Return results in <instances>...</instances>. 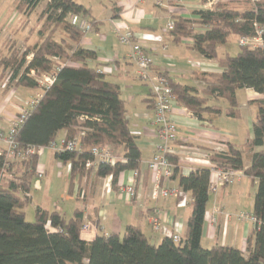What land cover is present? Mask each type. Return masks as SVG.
Masks as SVG:
<instances>
[{"label": "trees", "instance_id": "16d2710c", "mask_svg": "<svg viewBox=\"0 0 264 264\" xmlns=\"http://www.w3.org/2000/svg\"><path fill=\"white\" fill-rule=\"evenodd\" d=\"M42 1L45 7L40 16L45 19L39 39L22 52L12 45L0 57V65L10 70L9 79L14 86L41 89L13 139L18 148L47 147L58 141V132L63 130L64 140L76 139L79 143L78 149L54 152L56 161L70 165L69 186L75 176L110 175L111 188L115 189L119 175L126 170L138 171L141 162L119 85L87 63L95 56L93 51L74 46L83 31L70 23L68 15L91 21L89 10L75 0H18L17 7L29 14ZM244 2L249 5L240 9L230 3H216L212 9L196 10L193 13L197 18L193 20L175 16L169 32L175 40L190 38V47L211 59L217 58L218 45L224 44L230 35L255 37L259 28L263 45H239L237 53L218 58L219 73H200L207 81L201 90L168 79L176 101L199 120L221 113V107L210 103V98L223 99L227 103L225 114L236 118V90L251 88L262 94L256 101L252 138L241 147L227 143L225 150L209 151L208 155L214 167L242 170L257 182L251 209L255 226L252 238H247L246 253L231 245H201L209 200V167L197 166L181 174L177 157L167 154L175 165L170 179H177L179 188L191 195V211L180 242L161 236L153 243L134 224L126 225L122 234L101 233L86 240L81 236L82 210L76 209L65 218L57 210L36 207L34 220H25L23 209L29 201L26 193L35 175L38 155L21 161L7 160L5 149H0V180L7 175L0 183V264H264V0ZM193 24L204 26L205 30L195 32ZM30 70L37 75L54 73L53 83L41 88ZM117 144H122L121 159H116L110 148ZM93 147H108L114 162L97 160L91 151ZM88 162L92 164L87 166Z\"/></svg>", "mask_w": 264, "mask_h": 264}, {"label": "crops", "instance_id": "0c3cea01", "mask_svg": "<svg viewBox=\"0 0 264 264\" xmlns=\"http://www.w3.org/2000/svg\"><path fill=\"white\" fill-rule=\"evenodd\" d=\"M75 1L89 10L91 21L88 22L92 26L88 31H83L79 43L74 46L93 51L95 56L87 60V63L96 67L106 79L119 85L122 99L125 102L128 125L136 136V143L141 151L140 169L134 178L135 194L129 198L125 193L120 192L118 187L128 182L132 176L131 170L122 172L116 188L106 192L105 179L95 178L93 174L75 176L70 187L69 168L65 165L68 190L64 196H61L65 200L64 203L58 206L57 202H53L50 208L42 205H37V207L49 211L57 210L65 218L71 217L76 209L82 210L83 225H87L88 228L87 230L82 229L81 232L85 231L89 234L86 240H91L96 234L101 233L120 234L129 224L138 225L147 236L149 232L154 233L149 221L151 215L158 216L164 224L182 235L191 211V195L179 188L177 179L163 178L161 185L165 188H178L177 195L156 199L150 196L153 172L147 168L146 164L156 152L159 141L151 124L153 111L149 89L139 80L137 67L128 58L130 47L121 44L117 34L126 31L133 33L135 41L142 45L151 57V69L154 72L166 74L172 82L201 90L207 81L201 77L200 73H219L221 67L218 58L239 51L238 37L230 35L224 44L218 45L217 58L211 59L192 49L190 38L175 40L167 30V23L175 16L196 19L194 11L212 9L216 3H230L237 9L247 7L249 3L244 2L245 0H163V4L158 6L154 4V0ZM10 2H13L11 8L17 10L18 0ZM5 8L0 4V14L5 11ZM193 30L202 32L205 27L193 24ZM3 33L0 26V57L8 52V48L7 50L4 48L6 38L2 40ZM9 38L15 40V36H9ZM23 40L28 42L27 45L36 41V39L33 41L28 38ZM9 77L10 70H4L0 65V123L4 130L9 127L19 111L26 107L22 104V98H28L27 102L30 99L28 88L14 86ZM37 95L38 93L34 97ZM236 97L239 109L236 118L225 114L227 103L223 99L210 98V103L219 105L222 111L220 114L206 115L204 120L194 117L178 101L172 104L169 115L176 124L177 140L174 144V154L177 157L179 173L187 174L197 166L211 168L213 165L208 158L209 151H223L227 143L241 147L246 140L252 138V122L257 113L256 101L262 97V94L251 88H241L236 90ZM64 136L65 131H59L56 140ZM114 147H119L120 157L116 159H121L122 144ZM0 149H5L1 141ZM48 151L54 158V152L48 148H44L38 156L37 167L43 171H45ZM185 157H193L206 162L191 163L183 160ZM244 158L247 164L248 153ZM6 176V174L3 175L0 183L6 180L4 179ZM248 182L251 184L252 192H247ZM256 183L252 177L243 175L235 183L221 187L216 194H209V199L211 198L212 201L209 206L207 204L201 241L205 239L208 243H216L217 239H222L221 245H231L246 252V241L247 238H252L255 223L246 217L237 218L236 215L242 212L231 210L230 205L232 199H248L245 198L246 195L249 199L254 197ZM28 196L31 197L29 192ZM80 201L84 202V208L78 206ZM188 206L190 210H187ZM214 209H218V212L214 213L215 221L211 222L208 216ZM247 214L251 215V211ZM160 237L159 235V239Z\"/></svg>", "mask_w": 264, "mask_h": 264}, {"label": "built area", "instance_id": "2783aa9c", "mask_svg": "<svg viewBox=\"0 0 264 264\" xmlns=\"http://www.w3.org/2000/svg\"><path fill=\"white\" fill-rule=\"evenodd\" d=\"M154 4L161 6L163 0H154ZM68 20L70 23L76 25L82 31H88L91 28V25L88 21L81 18L76 14H69ZM173 28V21L170 20L167 23V30L170 31ZM261 29L258 28L257 34L255 37H239L238 45L240 46H250V47H259L263 43L260 39ZM118 41L121 44L128 45L130 51L128 58L130 61L135 63L137 67V76L139 80L144 83L150 94L151 106L153 111V119L151 124L154 128L155 136L158 138V145L156 152L152 155L151 159L147 162V168L153 172V183L150 189V196L153 199L158 197H171L176 196L179 192L178 188H165L161 185L162 179H169L173 173L175 167L167 154H174V144L177 140V130L176 124L170 118L169 112L172 104L176 101V97L172 91V88L169 83L168 77L165 75L154 72L151 69L152 59L149 56L146 49L135 41L134 35L130 31L117 34ZM30 75L35 76L38 84L41 88L51 85L54 81V73H40L37 75L34 70H30ZM40 94L36 96L39 98ZM36 99L31 100L28 103V106L21 109L15 118L11 121L9 127L4 130L0 123V141L5 145V151L7 160H24L30 155L39 154L44 148H48L55 151L63 150H74L79 148V143L76 139L64 140V138L58 140L57 142L50 143L47 147H34L26 146L23 148H18L13 137L17 132V129L28 117L30 108L33 107ZM92 153L97 157L99 161H110L114 162V156L112 155L108 147L98 148L93 147ZM183 160H186L191 163L195 162H206L205 160L185 157ZM60 163V162H59ZM61 164V163H60ZM92 163H87V166H90ZM70 168L69 164H66ZM43 175V170L39 167H36L35 176L40 177ZM138 175L136 170L132 171V176L128 179V182L120 185L118 187L119 191L125 193L129 198L134 196V178ZM244 175L242 170L239 169H222L217 167L210 168V176L208 181V192L209 194H216L218 190L229 184L235 183ZM104 189L106 192L111 191V176L108 175L104 178ZM28 196V193H26ZM218 209H214L209 219L211 222L215 221L214 213H217ZM237 218H248L254 222L252 215L238 213ZM151 228L153 231L157 232L160 236H164L172 239L173 242L178 243L181 240L179 233L175 232L171 227L164 224L160 218L156 215H151L149 218ZM87 225H82L83 230H87Z\"/></svg>", "mask_w": 264, "mask_h": 264}, {"label": "rangeland", "instance_id": "374dc122", "mask_svg": "<svg viewBox=\"0 0 264 264\" xmlns=\"http://www.w3.org/2000/svg\"><path fill=\"white\" fill-rule=\"evenodd\" d=\"M12 0H0V4L5 6V11H2L0 14V26L3 30L2 40L5 38V49L9 50V48L13 45L15 48L22 52L28 42L23 40L24 38H28L30 40H38L39 39V30L42 28L43 21L45 17H41V11L45 7V1H42L32 12L29 14H24L23 9L18 8L17 10L13 7ZM15 29V30H13ZM15 32V33H14ZM15 34V35H14ZM59 33H56L55 36L58 37ZM5 36V37H3ZM9 36H15V40L13 38H9ZM33 44V43H32ZM29 57H31L29 55ZM28 57V59H29ZM40 88H28V96L29 101L34 97L36 93H40ZM26 96V95H25ZM30 96H33L32 98ZM28 98H22V104L26 107L28 106L27 102ZM225 103V102H224ZM111 148V147H110ZM53 151V150H52ZM112 153L117 156L116 158L120 157V150L119 147H112ZM66 167L63 164H60L58 161L52 157L50 151H48L47 162L45 165V171H43V175L40 177L34 176L31 180V185L29 189V201L25 205L24 211V218L26 221H33L35 217V210L37 205L48 206L51 207L53 202H57V205L64 203V199L61 196H64L68 190V182L66 179ZM247 192H252V187L250 182H248ZM245 198L248 199H232L231 202V210H235L236 212H242L243 214H247L251 211V206L253 204V196L249 199V196L246 195ZM212 199L210 198L208 201V206L211 204ZM78 206L84 208V202L80 201ZM187 210H190V206L187 207ZM234 211V212H235ZM232 213V211H231ZM121 231L120 234H122ZM81 236L86 239L89 236L87 232H81ZM147 236L150 238V241L155 243L159 239V234L154 231V233H148ZM228 242V241H225ZM222 239H217L216 244H222ZM229 243V242H228ZM226 243V244H228ZM214 243H208L205 239H202L201 245L204 248L210 247ZM246 252H244L245 254Z\"/></svg>", "mask_w": 264, "mask_h": 264}]
</instances>
